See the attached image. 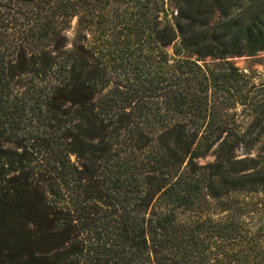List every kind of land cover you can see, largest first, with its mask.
<instances>
[{
  "label": "trees",
  "instance_id": "trees-1",
  "mask_svg": "<svg viewBox=\"0 0 264 264\" xmlns=\"http://www.w3.org/2000/svg\"><path fill=\"white\" fill-rule=\"evenodd\" d=\"M260 51L264 0H0V264H264V104L239 158L210 94Z\"/></svg>",
  "mask_w": 264,
  "mask_h": 264
},
{
  "label": "rangeland",
  "instance_id": "rangeland-1",
  "mask_svg": "<svg viewBox=\"0 0 264 264\" xmlns=\"http://www.w3.org/2000/svg\"><path fill=\"white\" fill-rule=\"evenodd\" d=\"M76 20L73 21V25ZM237 68H239V74L236 81L231 82L227 87L216 86L211 89L210 94L212 98H216L215 103L218 111L222 113H228L233 115V119L229 121V131L237 130L241 134L246 133L244 139H241L238 148L236 150L237 157H244L248 154L255 156L263 137H259V140L253 141L251 145H247V140L256 136L258 131H253V121L259 111L257 108H262L264 104V51H260L254 55H241L229 58ZM226 66H223L225 68ZM129 68V67H128ZM119 71V70H117ZM228 98V100H227ZM222 102L229 104L232 108H228L226 105H222ZM225 116V115H224ZM225 118H223L224 120ZM226 133V132H225ZM224 133V134H225ZM250 152V153H248ZM213 156H208L206 159H202L201 162L211 161ZM240 200L246 199L247 202H258L261 199V194L256 192L253 194H239ZM220 201L210 200L204 203V211L197 215L199 218H220L223 214H227L226 211L220 209ZM196 217V216H195ZM250 215L245 212L242 218L247 223L250 220Z\"/></svg>",
  "mask_w": 264,
  "mask_h": 264
}]
</instances>
